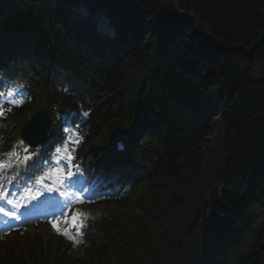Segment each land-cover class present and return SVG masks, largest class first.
<instances>
[{
  "label": "trees",
  "instance_id": "trees-1",
  "mask_svg": "<svg viewBox=\"0 0 264 264\" xmlns=\"http://www.w3.org/2000/svg\"><path fill=\"white\" fill-rule=\"evenodd\" d=\"M174 1L0 0V70L61 68L59 48L96 53L106 73L89 141L125 133L111 163L144 172H130L143 189L107 208L83 256L33 226L0 237V264H264V0H179L197 18ZM79 4L115 38L100 43ZM87 154L109 163L96 144ZM25 239L11 259L9 243Z\"/></svg>",
  "mask_w": 264,
  "mask_h": 264
},
{
  "label": "snow or ice",
  "instance_id": "snow-or-ice-1",
  "mask_svg": "<svg viewBox=\"0 0 264 264\" xmlns=\"http://www.w3.org/2000/svg\"><path fill=\"white\" fill-rule=\"evenodd\" d=\"M9 103H15V101H9ZM10 111V109H8ZM5 114L4 109L0 108V116H3ZM66 132H70V129H65ZM33 135L34 136H39L40 135V128L39 126H37L34 130H33ZM22 143V142H21ZM63 158L67 161V168L68 171L65 173L64 168H53V169H49L47 172H45L43 175H41L40 177H38V182L39 183H43L45 177H48L50 179L55 180L58 183H62L63 182V178H70L73 176V172L71 171V169L74 167L73 161L75 159V157L72 155V153L76 150V146L79 145L80 140H73L71 138V136H69L67 138V140L63 141ZM24 151L27 153L28 149L25 148ZM56 152L59 154L61 153V148H57ZM9 157H13V158H18L19 157V153L16 152L15 150L11 151L8 153ZM25 160L29 159V156H25L24 157ZM57 162L59 163L61 160V156L57 155L56 158ZM11 164L10 163H6L4 161H0V169L2 168H6V167H10ZM63 177V178H62ZM44 187L48 190V191H58L59 189L55 186V184H45ZM40 193L39 191L33 192L31 189H28L26 192V195L28 197H30L31 199H35L36 196H38ZM10 195V193H9ZM78 199V202H82ZM9 204H12L14 207H20L21 204L13 201V200H8L7 201ZM0 211H3L2 208H0ZM69 213H71V215L65 214L64 216L61 217H57L56 220L51 221L53 228L56 229V231L58 233H61L65 236H68L70 239H75V237L72 235V229H74L76 227L77 224V218L79 216L82 215V213H80L78 210H73L71 208H69ZM5 215H8L10 217H15L18 218L16 216V213L14 211L12 212H7L5 213ZM63 224V227H59L58 225Z\"/></svg>",
  "mask_w": 264,
  "mask_h": 264
},
{
  "label": "bare ground",
  "instance_id": "bare-ground-1",
  "mask_svg": "<svg viewBox=\"0 0 264 264\" xmlns=\"http://www.w3.org/2000/svg\"><path fill=\"white\" fill-rule=\"evenodd\" d=\"M55 206H58L57 204H55ZM29 239H25L22 241H18V242H14V243H9L10 246V258L12 259L13 256H15L16 254H18L20 251H22V249L27 246L25 245L26 242H28ZM7 248L3 249L0 246V263L4 261V254L6 253L5 250ZM2 251V252H1ZM16 264H19L18 262H16Z\"/></svg>",
  "mask_w": 264,
  "mask_h": 264
},
{
  "label": "rangeland",
  "instance_id": "rangeland-1",
  "mask_svg": "<svg viewBox=\"0 0 264 264\" xmlns=\"http://www.w3.org/2000/svg\"><path fill=\"white\" fill-rule=\"evenodd\" d=\"M216 88L219 90V87H218V86H217ZM229 93H230V92L227 91V93H222V94H221L222 98L225 99V101H226V96H227ZM214 96H215V95H214Z\"/></svg>",
  "mask_w": 264,
  "mask_h": 264
},
{
  "label": "water",
  "instance_id": "water-1",
  "mask_svg": "<svg viewBox=\"0 0 264 264\" xmlns=\"http://www.w3.org/2000/svg\"><path fill=\"white\" fill-rule=\"evenodd\" d=\"M178 1V0H177ZM177 1H176V5H177Z\"/></svg>",
  "mask_w": 264,
  "mask_h": 264
}]
</instances>
